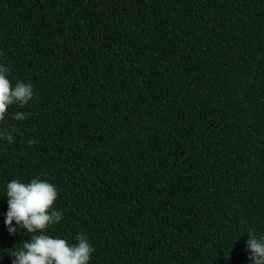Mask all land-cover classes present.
<instances>
[{"label": "trees", "instance_id": "trees-1", "mask_svg": "<svg viewBox=\"0 0 264 264\" xmlns=\"http://www.w3.org/2000/svg\"><path fill=\"white\" fill-rule=\"evenodd\" d=\"M0 65L34 88L0 122V264L31 238L6 185L34 178L63 213L44 234L84 233L89 264H251L264 0H0Z\"/></svg>", "mask_w": 264, "mask_h": 264}, {"label": "clouds", "instance_id": "clouds-1", "mask_svg": "<svg viewBox=\"0 0 264 264\" xmlns=\"http://www.w3.org/2000/svg\"><path fill=\"white\" fill-rule=\"evenodd\" d=\"M9 71V67L0 65V122L6 119L11 106L23 108L34 96L31 83L18 80L13 86L8 78ZM25 118L23 112H16L13 116L18 121ZM0 139L9 144L15 143L12 132H0ZM35 143V140L28 141L29 146ZM6 196L8 211L5 225L8 231H17L13 226L15 221L16 225L31 234L23 248L12 253V264H89L95 249L84 233L75 236L76 244L44 234L50 226L63 219V213L55 207L58 192L54 184L38 178L30 183L13 179L6 185ZM246 245L251 264H264V235L257 238L254 232H248Z\"/></svg>", "mask_w": 264, "mask_h": 264}]
</instances>
